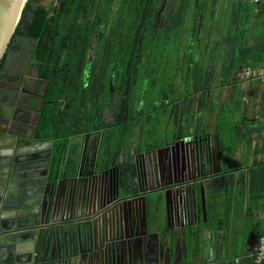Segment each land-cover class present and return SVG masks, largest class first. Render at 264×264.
<instances>
[{"label": "crops", "instance_id": "crops-1", "mask_svg": "<svg viewBox=\"0 0 264 264\" xmlns=\"http://www.w3.org/2000/svg\"><path fill=\"white\" fill-rule=\"evenodd\" d=\"M214 3L221 25L225 22L224 18L232 20L235 14H223L226 6L230 8L231 0H215ZM242 3H256L254 12L257 15L248 24L246 44L264 43V0H241L237 6ZM236 28L233 19L229 36L221 41L218 39L214 42V36L219 38V34L213 30L212 41L198 42L192 44L191 48L181 46L179 52L182 54L176 62L178 72L175 79L167 80L166 77L160 100L151 101L154 105H146L147 99L138 95V113H144L140 114L139 122L127 133L119 161L129 160L136 166L135 157L140 153L147 154L163 143L171 144L195 135H211L215 152L218 143L221 152L220 164L218 160L215 163L217 174L205 184V192L199 185L195 189L198 203L205 194L206 215L200 204L193 225L179 223L178 218L171 221V226L167 219L160 220V225L153 224L152 232L159 235L165 258L163 260L161 257L160 250L157 254H149L153 259L143 264H254L253 254L259 237L264 233V81L245 76L244 73H248L249 69L264 68V60L254 64L255 59L261 58L260 52L256 51L250 54L254 59L250 58L245 65L240 64L237 58L241 53L230 44L237 35ZM237 63L240 65L230 70V66ZM171 82L174 84L171 85ZM139 100L143 101L142 105ZM0 102V122L7 119L0 124V135L9 132L15 125L21 134L33 136L32 142L52 140L42 138L38 133V111L10 107L3 97ZM6 108L13 109L9 117H6ZM113 116V112L109 111L103 118L109 122ZM160 117L166 120L165 129L159 133L158 139H153L149 134L155 131L149 124L159 121ZM106 133L107 130L103 129L72 137L64 165L79 164L85 144L90 145L91 142L101 143V161H111L107 146L102 147ZM23 138L19 137L18 146L24 144ZM54 146L53 140L50 168ZM7 161L8 157L0 159V200L10 191H22L21 185L9 190ZM133 179L129 178L128 181L131 183ZM124 188L129 189L126 185ZM20 195L15 197L19 199L22 197ZM164 197L163 194L162 199ZM184 232L187 233L185 249L182 248ZM27 242L25 238H16L11 244L24 246ZM24 252L22 249H7L0 258L3 264H24Z\"/></svg>", "mask_w": 264, "mask_h": 264}, {"label": "water", "instance_id": "water-1", "mask_svg": "<svg viewBox=\"0 0 264 264\" xmlns=\"http://www.w3.org/2000/svg\"><path fill=\"white\" fill-rule=\"evenodd\" d=\"M32 1L0 0V67L15 38L25 6ZM6 111V117L13 113L11 108ZM20 136H24L22 146H18ZM32 139L33 136L21 134L15 125L0 135V159L8 157L9 190L22 186L21 193L10 191L0 200V203L4 201L0 207V256L7 249H22L25 250L24 264L150 262L143 237L149 232L147 200L157 202L164 193L169 226L174 218L179 221L183 218L193 225L199 205L204 216L207 208L205 194L198 203L195 189L199 185L205 192V184L217 174L215 163L218 160L220 164L221 160L219 143L215 152L211 135L183 137L161 148L164 154L158 162L151 156L146 164L144 156L154 151L137 155L132 182L123 181V185L114 189L107 177L111 169L105 167L97 151L95 154L88 151L92 142L85 144L79 164L64 165L54 174L50 168L53 140L42 143L32 142ZM124 184L129 189L124 188ZM147 184L151 188L148 186L147 191H143V185ZM17 195L22 197L17 199ZM139 201L143 219L137 214ZM129 215L133 216V233L123 235V219ZM117 226L119 236L115 234ZM16 238H25L28 242L15 246L11 242ZM161 257L164 260V250ZM0 264H3L1 258Z\"/></svg>", "mask_w": 264, "mask_h": 264}, {"label": "flooded vegetation", "instance_id": "flooded-vegetation-1", "mask_svg": "<svg viewBox=\"0 0 264 264\" xmlns=\"http://www.w3.org/2000/svg\"><path fill=\"white\" fill-rule=\"evenodd\" d=\"M90 6L85 2H81L80 16L78 23L85 33H90L92 41L90 43V51L88 58H95L96 50L104 56L110 54L114 48V60L111 69V75L108 80L102 84V78H105V66L98 71V80L95 87L98 89L97 94L100 96L101 90H107L109 93L110 104L103 111V116L106 112H113L115 115L116 104L121 101L122 96L128 95L127 90H119L120 80L123 75L120 74L121 65H123L124 57H119L123 54L126 46L131 47L133 44L141 45L143 38L146 43V50L142 53L138 62L142 67V92L144 97L149 100L150 95H146L144 84L151 72V65L157 64L158 58L163 60H176L182 52H179L181 46L191 48L198 42L208 43L212 41L213 30L217 31L219 38L214 36V42L218 39L228 37L231 31V22L234 19L232 16L221 25L215 11V0H90ZM241 0H231L230 8L226 6L224 13L234 15L237 4ZM62 0H33L28 7L24 9L20 23L15 32V38L11 41V46L8 48L3 62L0 67V98L6 99L10 107H16L19 110L29 109L38 111V117L41 116L42 110L47 104L48 82L39 77V62L35 58V52L38 48L39 40L30 34V25L35 20L36 15L41 9L48 10L49 17H52L61 7ZM89 6V7H88ZM235 7V8H234ZM234 10H233V9ZM178 13L181 16H178ZM152 20L150 22V15ZM136 24L138 26H136ZM138 28V32H136ZM193 44V45H192ZM135 45V46H136ZM172 50V51H171ZM157 53H159L157 55ZM190 53V52H189ZM122 61V62H121ZM158 65H160L158 63ZM35 74V77H34ZM86 75V72H85ZM38 76V77H37ZM37 78V80H36ZM106 79V78H105ZM5 81H7L5 83ZM174 82V81H173ZM171 83L174 84V83ZM9 94H6V93ZM139 95V94H137ZM136 95V97H137ZM18 96V101H17ZM135 100V99H134ZM140 101V100H139ZM140 105L143 101H140ZM139 104V103H138ZM124 107V104H122ZM7 113V111H6ZM40 119V118H39ZM114 119V116H113ZM3 119L0 124L6 122ZM39 123V120H38ZM39 133V132H38ZM36 135V134H35ZM40 135V134H39ZM151 138L158 139L155 132ZM167 145L163 143L156 146V150H151L153 154L145 155L146 164L148 157L153 156L158 162L160 156L164 154L161 150ZM88 151L98 153L101 143L92 142ZM85 153V158L87 157ZM100 158V157H99ZM105 167L111 169L107 176L112 181L114 189L118 185H123L125 169L124 161H106ZM147 169V168H146ZM146 172H148L146 170ZM151 185L149 184V188ZM143 191H147V186L143 185ZM137 192L138 189L136 188ZM164 193H162L163 195ZM165 195V194H164ZM161 198L156 202L153 199L147 200L146 211L148 218V234L144 235L146 252L148 254H157L160 252L159 235L152 232V226L156 223L160 225L162 216L160 213ZM137 214L143 219V208L141 201L136 203ZM133 216H125L123 219V229L121 234L131 235L133 228L131 227ZM186 222L180 218L179 223ZM187 223V222H186ZM160 227V226H159ZM143 232L142 226L139 228V233ZM115 234L118 236L119 228L115 229ZM153 258L150 255V260Z\"/></svg>", "mask_w": 264, "mask_h": 264}, {"label": "trees", "instance_id": "trees-1", "mask_svg": "<svg viewBox=\"0 0 264 264\" xmlns=\"http://www.w3.org/2000/svg\"><path fill=\"white\" fill-rule=\"evenodd\" d=\"M81 2L89 6L91 3L90 0H62L60 9L52 17H49L48 10L41 9L30 25V34L39 40L35 52V58L39 62V77L49 84L46 98L48 102L42 110L38 132L42 138L55 141L51 165V172L54 174H57L64 165L71 138L96 130H107L102 147L107 146L111 161L117 160L121 149L126 144L127 133L139 122L140 114L144 113L137 111V94H140V97L144 96L143 87L140 84L143 66L138 62L146 50V43L142 38L141 45L126 46L123 50L124 55L119 54V57H124V61H121L123 65H121L120 74L123 77L120 80L119 90H127L128 95L122 96L121 101L116 104L112 121L106 122L103 118V111L110 104V100L107 90H101L100 96L96 92L98 91L95 87L98 71L105 66L106 79L103 76V84L109 79L112 65L117 58L114 57V48L106 56L102 55L100 50H96L95 58H88L92 36L82 31L78 23ZM29 4L30 2L25 8ZM255 4L242 3L234 13L237 35L232 38L230 44L235 51H240L241 54L237 59L244 65L248 60L250 61V58L254 59L250 54L256 51L260 52L261 58L255 59L254 64L264 60V43L257 42L250 46L246 44L248 24L257 15L254 12ZM178 16L181 14L178 13ZM149 19L151 22L152 14ZM158 63L157 66H159ZM240 64L231 65L230 70ZM153 103L146 104L149 106ZM123 166L124 182L129 178L133 179L136 175L135 164L128 160ZM182 235V248L185 249L187 233L184 232Z\"/></svg>", "mask_w": 264, "mask_h": 264}, {"label": "rangeland", "instance_id": "rangeland-1", "mask_svg": "<svg viewBox=\"0 0 264 264\" xmlns=\"http://www.w3.org/2000/svg\"><path fill=\"white\" fill-rule=\"evenodd\" d=\"M172 51V50H171ZM159 66L156 65V63L151 68V74L148 76H145L147 80L144 84V89L146 91V95H150L151 97L147 101L148 103H151V101H159L160 100V91L161 88H163L165 81L175 79V76L177 74V66H176V60H158ZM149 74V72H148ZM167 77V80H165ZM172 83V82H171ZM178 83V82H177ZM137 100V99H136ZM146 102V103H147ZM147 105V104H146ZM145 105V106H146ZM151 105V104H149ZM154 105V103L152 104ZM139 110V107H137V111ZM165 118L159 119L157 122H151L149 125L153 126V131H155V136L157 137L159 133L162 132V130L165 129ZM149 132V130H148ZM150 133V132H149ZM145 135V134H144ZM150 135V134H149ZM152 136V135H151ZM160 213L162 218L166 221L168 218V212H167V201L165 200V197L160 202Z\"/></svg>", "mask_w": 264, "mask_h": 264}, {"label": "built area", "instance_id": "built-area-1", "mask_svg": "<svg viewBox=\"0 0 264 264\" xmlns=\"http://www.w3.org/2000/svg\"><path fill=\"white\" fill-rule=\"evenodd\" d=\"M244 75L249 76V77L253 76L255 78H259L262 81H264V68L249 69L248 73H244ZM263 202H264V199H263ZM253 263L254 264H264V233L258 239L257 247L253 254Z\"/></svg>", "mask_w": 264, "mask_h": 264}]
</instances>
